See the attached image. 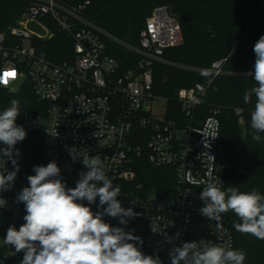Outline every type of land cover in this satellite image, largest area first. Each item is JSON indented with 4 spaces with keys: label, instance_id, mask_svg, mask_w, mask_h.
I'll list each match as a JSON object with an SVG mask.
<instances>
[{
    "label": "built area",
    "instance_id": "2783aa9c",
    "mask_svg": "<svg viewBox=\"0 0 264 264\" xmlns=\"http://www.w3.org/2000/svg\"><path fill=\"white\" fill-rule=\"evenodd\" d=\"M27 1L17 25L10 27L7 35L0 33V91L18 93L30 83L41 103L40 112L23 114L16 122L27 132L15 145L19 155L13 154L19 172L26 175L27 168L30 170L26 163V151L32 149L29 135L38 134L44 166L55 161L69 188L76 186L80 172L87 171L80 156L102 160L114 186L121 188L117 199L122 207L139 213L126 225L120 224L119 217L104 216V221L140 237L143 244L135 243L145 255L159 256L162 264H171L169 253L174 247L200 240L235 249L228 212L219 223L200 213V193L207 182L214 181L226 190L221 110L213 107L201 121L195 115L210 84L178 90L176 111L167 98L154 93L155 68L179 66L165 58L166 50L183 43L179 18L171 8L156 7L140 32L138 45H131L89 17V0L79 5L61 0ZM56 34L65 35L72 44L71 56L61 63L50 60L44 50ZM111 44L137 57L129 69H123L120 60L112 56ZM224 64L218 61L209 69H186L208 72L213 81L232 74L225 72ZM236 114L244 125L243 111L236 109ZM143 156L155 168L175 170V185L168 195L144 192L142 186L123 191L124 183L135 181L136 163ZM6 161L0 156V172L5 171V165L14 171L11 160ZM0 199L6 201L0 206V264H21L23 251L16 253L3 239L10 226L22 225L24 208L16 198ZM81 203L94 213L102 211L98 197L94 204Z\"/></svg>",
    "mask_w": 264,
    "mask_h": 264
},
{
    "label": "trees",
    "instance_id": "16d2710c",
    "mask_svg": "<svg viewBox=\"0 0 264 264\" xmlns=\"http://www.w3.org/2000/svg\"><path fill=\"white\" fill-rule=\"evenodd\" d=\"M69 5H79L87 0H61ZM88 15L98 25L119 39L138 45L140 32L146 26V20L156 8L169 5L179 18L183 43L165 51V58L179 66L158 65L154 74V93L169 100V106L177 110L176 93L182 88H191L196 84L209 85L205 102L196 109L198 120H205L213 107L221 110V145L225 152L226 189L238 187L241 192L257 189L264 195V133L262 141L252 139L254 131L250 126L251 112L254 110L255 96L252 102L245 104L244 92L256 86L254 75L256 41L264 35V0H89ZM27 0H0V33L17 25L28 7ZM50 60L61 63L72 54V44L65 35L56 34L44 48ZM110 53L118 58L123 69H129L137 57L116 45H110ZM225 61V74L212 81L211 76L186 68L209 69L215 62ZM212 81V82H211ZM20 101L21 114L40 112L41 103L37 100L31 84L11 94L0 91V112L10 106V102ZM243 111L244 125L236 114ZM16 120V122H17ZM31 139V141H30ZM38 134L29 135V144L33 149L31 175L34 166L44 165L42 145ZM135 181L124 183L123 191H133L142 186L144 192L168 195L175 185V170L155 168L146 156L136 163ZM10 189L0 191V196L17 199L19 192L29 186L27 176L19 172ZM22 203V202H21ZM24 215H26L25 206ZM239 218L229 210L227 225L235 237V249L243 250L247 255L244 264H264V240L251 234L240 233L233 225ZM25 223V221H23ZM22 223V224H23ZM17 230L19 228H16Z\"/></svg>",
    "mask_w": 264,
    "mask_h": 264
},
{
    "label": "clouds",
    "instance_id": "9594fccd",
    "mask_svg": "<svg viewBox=\"0 0 264 264\" xmlns=\"http://www.w3.org/2000/svg\"><path fill=\"white\" fill-rule=\"evenodd\" d=\"M255 53L253 76L256 86L246 90L245 104L255 96L254 110L251 112L250 126L254 130L252 139L262 141L264 133V35L254 44ZM202 75L208 76V72ZM20 101L13 99L10 106L0 112V156L11 160L14 171L0 172V191L10 189L20 167L14 152L15 145L22 142L27 132L17 125ZM74 155V159H75ZM79 156V155H78ZM87 171L79 173L74 188L62 182L61 169L55 161L46 166H34V175L27 176L29 186L17 196V203H23L26 215L17 230L7 229L3 239L5 245L23 251L21 264H162L159 256L145 255L135 242L143 240L122 227H113L104 221V216L119 217L121 225L139 215L132 207L124 208L117 199L121 188L113 184L106 173L103 162L98 157L80 156ZM214 159V157H212ZM6 161V163H7ZM102 211L93 212L89 205L96 203ZM203 207L202 216L210 220H221L222 214L231 210L239 218L233 227L240 233L251 234L264 240V195L257 189L241 192L238 187L222 190V185L209 181L200 193ZM134 203V202H133ZM6 201L0 199V206ZM106 205V207H104ZM155 233L156 226L152 224ZM171 264H244L246 253L233 249L231 245L219 246L206 241L184 242L169 253Z\"/></svg>",
    "mask_w": 264,
    "mask_h": 264
},
{
    "label": "rangeland",
    "instance_id": "374dc122",
    "mask_svg": "<svg viewBox=\"0 0 264 264\" xmlns=\"http://www.w3.org/2000/svg\"><path fill=\"white\" fill-rule=\"evenodd\" d=\"M163 6V5H162ZM164 6H167L169 7V5H164ZM25 79H21L20 82H23ZM163 109H164V106H163ZM26 163H27V166L30 168L31 165H32V156H33V149H29L26 151Z\"/></svg>",
    "mask_w": 264,
    "mask_h": 264
},
{
    "label": "water",
    "instance_id": "95a60500",
    "mask_svg": "<svg viewBox=\"0 0 264 264\" xmlns=\"http://www.w3.org/2000/svg\"><path fill=\"white\" fill-rule=\"evenodd\" d=\"M26 175H27V176L31 175L30 170H29L28 168H27V170H26Z\"/></svg>",
    "mask_w": 264,
    "mask_h": 264
},
{
    "label": "snow or ice",
    "instance_id": "6c2138e0",
    "mask_svg": "<svg viewBox=\"0 0 264 264\" xmlns=\"http://www.w3.org/2000/svg\"><path fill=\"white\" fill-rule=\"evenodd\" d=\"M8 75H13V74L9 73Z\"/></svg>",
    "mask_w": 264,
    "mask_h": 264
}]
</instances>
